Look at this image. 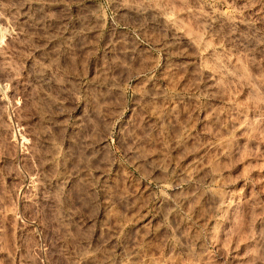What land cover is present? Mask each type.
I'll return each mask as SVG.
<instances>
[{"label": "rangeland", "instance_id": "obj_1", "mask_svg": "<svg viewBox=\"0 0 264 264\" xmlns=\"http://www.w3.org/2000/svg\"><path fill=\"white\" fill-rule=\"evenodd\" d=\"M0 264H264V0H0Z\"/></svg>", "mask_w": 264, "mask_h": 264}]
</instances>
